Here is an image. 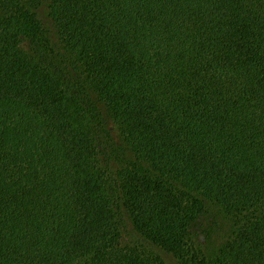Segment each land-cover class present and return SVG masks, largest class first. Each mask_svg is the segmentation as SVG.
<instances>
[{
  "label": "trees",
  "instance_id": "1",
  "mask_svg": "<svg viewBox=\"0 0 264 264\" xmlns=\"http://www.w3.org/2000/svg\"><path fill=\"white\" fill-rule=\"evenodd\" d=\"M0 264H264V0H0Z\"/></svg>",
  "mask_w": 264,
  "mask_h": 264
},
{
  "label": "rangeland",
  "instance_id": "2",
  "mask_svg": "<svg viewBox=\"0 0 264 264\" xmlns=\"http://www.w3.org/2000/svg\"><path fill=\"white\" fill-rule=\"evenodd\" d=\"M205 228L206 232L201 235V241L202 245L208 250L215 249L229 232L227 224H213L211 220L206 222ZM132 233L133 232H131V235ZM128 235L129 234H127V236ZM164 256L171 262V257L169 255L165 254Z\"/></svg>",
  "mask_w": 264,
  "mask_h": 264
}]
</instances>
